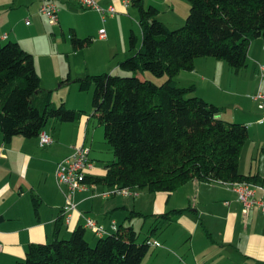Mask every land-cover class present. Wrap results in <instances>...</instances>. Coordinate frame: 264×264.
Segmentation results:
<instances>
[{
	"label": "crops",
	"instance_id": "crops-1",
	"mask_svg": "<svg viewBox=\"0 0 264 264\" xmlns=\"http://www.w3.org/2000/svg\"><path fill=\"white\" fill-rule=\"evenodd\" d=\"M97 2L103 8L114 6L118 13L103 20L95 11L98 31L94 33L96 36H87L89 32L80 33L68 21V17L76 14L70 6L75 3H58L59 23L50 28L39 12L40 0H0V41L16 42L35 56L38 53L29 40L36 43L38 36L51 34L56 43L53 51L39 53L38 59L34 57L41 90L52 92V105L57 95L60 103L85 112L72 123L50 120L45 131L54 143L46 148L40 146L38 138L20 136L6 144L0 134V264L23 261L31 245L51 242L57 231L61 238H69L78 228H85L86 217L102 226L105 236L114 232L113 222L118 230L123 226L132 227L140 241L148 240L150 244L144 263L148 260V264H264V212L259 208L246 212L237 193L220 182L190 181L172 193L142 190L136 199L104 198L101 194L110 188L104 183L89 181V190L75 195L77 211L71 223L65 222L66 199L56 180L57 164L70 157L80 145L91 149L90 158L94 148L90 124L91 117H95L86 109L92 90L82 94L78 80L101 72L120 74V63L134 53L130 52V35L137 36L139 47L142 44L139 10L134 3L124 8L123 0ZM143 3L157 8L159 20L170 29L183 26L190 12L185 0H143ZM67 26L72 28L70 33L64 30ZM102 30L107 33L105 40L99 37ZM59 32L64 42L62 48L57 44ZM72 38H91V44L97 41L100 47L94 54L89 52L91 44L75 51ZM63 59L69 66L54 68L55 62ZM43 60H47L45 68ZM259 65H264V38L250 45L248 67L255 70L235 72L224 63L200 58L196 59L194 70L180 73L176 80L182 88L193 87V96L218 106L222 119L248 127L250 136L240 155L239 170L242 175L256 178L264 188V125L258 124L262 113L253 99L261 87ZM68 78L70 81L66 82ZM64 89L65 94L54 95L56 90ZM73 97L75 101L70 103ZM101 162L103 165L94 164L90 177L106 175L105 167L111 162ZM256 196L264 198V191H258ZM87 231L101 238L85 228Z\"/></svg>",
	"mask_w": 264,
	"mask_h": 264
},
{
	"label": "trees",
	"instance_id": "trees-1",
	"mask_svg": "<svg viewBox=\"0 0 264 264\" xmlns=\"http://www.w3.org/2000/svg\"><path fill=\"white\" fill-rule=\"evenodd\" d=\"M185 1L190 5L185 24L170 29L157 8L135 0L142 44L130 35L134 53L120 63L128 74L78 80L81 92L94 89V117L115 155L106 175L88 176V183L151 193H172L190 181L258 184L239 170L248 127L222 119L218 106L193 96L194 88L180 87L176 77L194 70L200 58L225 61L235 72L246 68L250 45L264 38V0ZM72 43L80 51L92 39ZM146 73L166 80L160 85ZM84 113L64 104L54 108L52 92L41 90L34 56L16 42L0 41V134L6 144L18 136L38 138L52 119L72 123ZM149 251L148 240L140 241L132 227L101 237L95 246L80 227L69 238L57 231L51 242L31 245L17 264H144Z\"/></svg>",
	"mask_w": 264,
	"mask_h": 264
},
{
	"label": "built area",
	"instance_id": "built-area-1",
	"mask_svg": "<svg viewBox=\"0 0 264 264\" xmlns=\"http://www.w3.org/2000/svg\"><path fill=\"white\" fill-rule=\"evenodd\" d=\"M134 1L135 0H123L122 5L124 8H129ZM61 2L75 3L84 9L97 11L102 16L103 20L107 19V17H114L118 13L114 6L103 8L98 4L97 0H40L39 12L47 19L50 25H57L59 23L60 8L58 3ZM26 23L28 24L29 20H27ZM99 37L100 39L105 40L107 38L106 31H100ZM259 74L261 87L260 91L253 99L258 102V107L262 113L258 124L264 125V65H259ZM38 139L42 148L49 147L54 143L52 136L46 131H43ZM94 167V162H92L90 158V149L84 145L76 147L74 153L70 157L64 158L57 164L55 176L66 199V205L63 208V215L67 224L71 223L73 214L77 211L75 195L78 192L88 191L90 188V185L87 182V177L90 175ZM221 184L231 188L237 193L238 200L243 204L246 212L250 211L252 208H259L264 212V198H257L256 196L258 191H264V188L259 184L250 182H231ZM101 196L104 198H109L111 196L136 198L138 194L136 189H124L116 186L110 188L107 192H103ZM85 228L93 231L98 237H104L107 234L105 229L90 217L85 218ZM112 230L114 232L118 231L115 222L112 224ZM154 245L159 246L160 244L154 243Z\"/></svg>",
	"mask_w": 264,
	"mask_h": 264
},
{
	"label": "rangeland",
	"instance_id": "rangeland-1",
	"mask_svg": "<svg viewBox=\"0 0 264 264\" xmlns=\"http://www.w3.org/2000/svg\"><path fill=\"white\" fill-rule=\"evenodd\" d=\"M70 6L73 9H75V11H76L75 12L76 14H73L72 16L68 17V21H69V23L72 24L73 29H76V30L78 29V31L80 33H83L84 31L85 32H89L90 34H87V36H89V35L90 36H96L94 33L97 30L98 26H97V20L95 18V14H94L95 11H93L91 9H84V8L78 6L77 4L76 5H70ZM100 20H101V17L99 15L98 21H100ZM50 28H52V26ZM70 29H72V28H68V26H67L64 30H65L66 33H70ZM48 31H49V27H48ZM137 35H139V30H137ZM66 37H68V42H69V34ZM96 42L97 41H94V43L90 45L91 49H89V52L91 54H94V52H96V50H98L99 47H100V44H96ZM28 43L29 44L31 43V45L36 48V51L38 53L37 55H39V53H43V54L46 53L47 54L49 52H52L53 48H54V46L56 44L55 40H54V37L51 34H45V35L42 34V35L38 36L36 43L33 42V40H31V39L29 40ZM57 44L59 45L60 48H62V46L64 44L60 32H59V42ZM69 44H70V42H69ZM37 55L34 56L36 59H38ZM41 59H42V57H41ZM210 59L214 60L215 62H220L222 64L224 63L227 68L229 67V64L227 62H225V61H219V60H216L214 58H210ZM43 61H44V65H45L44 68H45L48 65L47 64V60H43ZM55 63H56L57 67H54V68L61 69L62 67L64 68V66L65 67L69 66V62L66 59H63L62 61L58 60ZM60 63H63V64L61 65ZM242 70H255V69L254 68H249L247 66L246 68H243ZM101 73H104V72H101ZM119 73L120 74H115V75L126 76L128 74V73H125V72H123L121 70L119 71ZM97 75H99V74H97ZM145 75L147 76L148 79H151V80L155 81L156 83H158L160 85L162 83H164V81L166 80V77L165 78H157L154 75H152L151 73H146ZM64 90L65 91H63V90L57 91L56 90L54 95L57 94V93H60V96H61V95L65 94V92H67L66 89H64ZM91 93H92V97H91V94H90V99L91 100H89V104L87 105V108H86L87 109V113L89 115H93V113H94L93 106H92V99H93V95H94V89H92ZM82 94H87V92H82ZM56 96L57 95H55V98H54L56 100V102L52 105L54 108H58V107H60L62 105V103L57 101V97ZM74 99H75V97L70 99V103H71V100H72V102L75 101ZM68 106H69V104H68ZM68 106H66L68 109H70V107H72V105L69 106V107ZM96 120H97L96 118L91 117L90 138L93 141V147H94L92 152H91V158L93 159L94 164H96L97 166H100V165H103V163L101 161H104V162H113V161H115V155H114V151H113L112 147L105 140L104 128L103 127H98L99 125H98ZM230 122H232V121H230ZM95 131L97 132V134L94 136V132ZM247 146L250 147L251 143L248 142ZM90 151H91V149H90ZM137 190H139V189H136V192H137L138 195H140L142 190H139V192ZM145 192H148V191H145ZM128 198H131V197H128ZM86 237H87V239H90V241L89 240L88 241L90 242V244L92 246H95L97 241H98V239H99V238L93 237L91 235L90 231L86 232ZM91 238H93V240H91ZM144 264H148V260L145 261Z\"/></svg>",
	"mask_w": 264,
	"mask_h": 264
}]
</instances>
